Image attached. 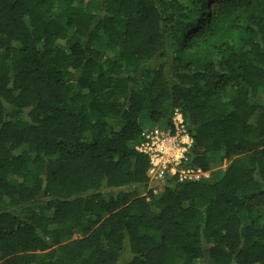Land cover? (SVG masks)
<instances>
[{
  "label": "trees",
  "instance_id": "1",
  "mask_svg": "<svg viewBox=\"0 0 264 264\" xmlns=\"http://www.w3.org/2000/svg\"><path fill=\"white\" fill-rule=\"evenodd\" d=\"M0 264H264V0H0Z\"/></svg>",
  "mask_w": 264,
  "mask_h": 264
},
{
  "label": "built area",
  "instance_id": "2",
  "mask_svg": "<svg viewBox=\"0 0 264 264\" xmlns=\"http://www.w3.org/2000/svg\"><path fill=\"white\" fill-rule=\"evenodd\" d=\"M156 129V128H155ZM192 144L183 125L179 110H174L170 130H148L141 137L135 150L148 159V176L152 181L160 182L176 178L178 182L198 176H206L201 170L184 169V156Z\"/></svg>",
  "mask_w": 264,
  "mask_h": 264
},
{
  "label": "rangeland",
  "instance_id": "3",
  "mask_svg": "<svg viewBox=\"0 0 264 264\" xmlns=\"http://www.w3.org/2000/svg\"><path fill=\"white\" fill-rule=\"evenodd\" d=\"M152 128L155 129V126H150V129H152ZM147 129L149 130V128H147Z\"/></svg>",
  "mask_w": 264,
  "mask_h": 264
},
{
  "label": "clouds",
  "instance_id": "4",
  "mask_svg": "<svg viewBox=\"0 0 264 264\" xmlns=\"http://www.w3.org/2000/svg\"><path fill=\"white\" fill-rule=\"evenodd\" d=\"M177 110V109H176ZM180 112V111H179ZM176 179V178H175Z\"/></svg>",
  "mask_w": 264,
  "mask_h": 264
}]
</instances>
